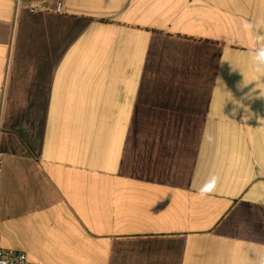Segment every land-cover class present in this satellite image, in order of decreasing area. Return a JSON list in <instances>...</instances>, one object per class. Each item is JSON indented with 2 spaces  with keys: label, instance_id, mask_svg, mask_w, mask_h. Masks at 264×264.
<instances>
[{
  "label": "crops",
  "instance_id": "obj_1",
  "mask_svg": "<svg viewBox=\"0 0 264 264\" xmlns=\"http://www.w3.org/2000/svg\"><path fill=\"white\" fill-rule=\"evenodd\" d=\"M261 32L264 0H0L3 248L264 264Z\"/></svg>",
  "mask_w": 264,
  "mask_h": 264
},
{
  "label": "clouds",
  "instance_id": "obj_2",
  "mask_svg": "<svg viewBox=\"0 0 264 264\" xmlns=\"http://www.w3.org/2000/svg\"><path fill=\"white\" fill-rule=\"evenodd\" d=\"M244 29L247 31H256L257 30V24L253 23L251 21H247L244 23L243 25ZM256 41L257 42H264V32H261L257 37H256ZM255 66L256 69H259L258 72L260 73L261 77H262V82L259 84L254 85V87L256 88L257 92L259 93V96L261 98H264V45H262L256 53L255 56ZM206 139L211 142L212 137L211 136H206ZM209 183L210 182H206L203 187H201L200 189V194L201 195H205L209 192H211V187H209ZM212 186L214 187L215 184L214 182L212 183Z\"/></svg>",
  "mask_w": 264,
  "mask_h": 264
},
{
  "label": "built area",
  "instance_id": "obj_3",
  "mask_svg": "<svg viewBox=\"0 0 264 264\" xmlns=\"http://www.w3.org/2000/svg\"><path fill=\"white\" fill-rule=\"evenodd\" d=\"M35 9H36L35 7H32L31 12H34ZM55 11L57 13H62L61 2L57 3ZM3 168H4V152L0 144V181L3 174ZM0 264H36V263L31 262L28 259L27 254L24 252L3 248L2 237L0 235Z\"/></svg>",
  "mask_w": 264,
  "mask_h": 264
}]
</instances>
